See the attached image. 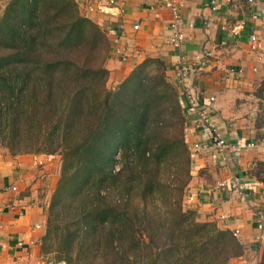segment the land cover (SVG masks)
Wrapping results in <instances>:
<instances>
[{"label":"trees","instance_id":"16d2710c","mask_svg":"<svg viewBox=\"0 0 264 264\" xmlns=\"http://www.w3.org/2000/svg\"><path fill=\"white\" fill-rule=\"evenodd\" d=\"M109 41L76 0H9L0 16V145L59 154L40 251L66 264H228L229 229L183 205L193 161L161 57L107 86ZM254 127L264 136V81ZM259 178L264 161L255 162ZM257 264H264V245Z\"/></svg>","mask_w":264,"mask_h":264},{"label":"crops","instance_id":"0c3cea01","mask_svg":"<svg viewBox=\"0 0 264 264\" xmlns=\"http://www.w3.org/2000/svg\"><path fill=\"white\" fill-rule=\"evenodd\" d=\"M76 1L81 12L97 22L107 36L106 68L116 82L125 78L131 67L144 57H161L166 62V75L180 95L183 109L186 101L182 93L187 91L199 106L209 108L226 140L242 145L240 157L235 162H220L211 147L193 151V145L207 142L208 135L196 127L195 114L185 111V137L193 165L183 205L193 208L199 221L215 222L221 229L239 230L237 238L243 246V254L228 264L237 261L257 264L264 240L260 242L258 253L253 245L258 233L256 214L264 212V177L260 178L261 173L257 177L255 162L264 161V136H257L254 127L258 98L253 92L264 81V0H217L215 11L210 8L209 0H186L178 11L185 37L180 51L170 43L172 13L159 0H120L123 12L117 9L109 12L104 0ZM241 22L240 33L230 34V30ZM224 23L226 31L221 29ZM135 24H138L137 30L133 29ZM109 27L116 29L121 45L137 50L139 56L127 63L120 62L106 32ZM252 33L261 41L259 50L250 48ZM223 40L225 45L221 44ZM260 52L263 60L257 59ZM180 57L190 68L182 81L175 76ZM238 69L242 72L237 73ZM210 97H214L213 102L209 101ZM53 157L12 156L0 150V264L34 262L46 217L40 194L37 195L40 179L32 182L25 174L42 164V159ZM234 175L240 178L245 195L242 199L231 187L230 179ZM221 182L225 184L219 186ZM10 184H17L18 192L6 190ZM9 203L16 204L17 209L9 211L6 207ZM18 210L23 214H17ZM220 215L225 217L220 218Z\"/></svg>","mask_w":264,"mask_h":264},{"label":"built area","instance_id":"2783aa9c","mask_svg":"<svg viewBox=\"0 0 264 264\" xmlns=\"http://www.w3.org/2000/svg\"><path fill=\"white\" fill-rule=\"evenodd\" d=\"M185 1L186 0H159L161 5L170 9L172 13V18L169 22L170 43L172 47L177 51L181 50L182 44L185 41L184 32L182 30V21L178 12L180 6ZM226 1L232 2L233 0H226ZM247 1L253 2L254 0H247ZM104 3H105V7L109 9L108 10L109 12H111L110 10L112 9H117L118 12H123L122 2H120V0H104ZM209 3H210V8L213 11L217 10L218 8L217 0H209ZM254 18H256L255 15ZM242 27H243L242 22L237 24L234 28L230 30V34L238 35L242 30ZM226 28H227L226 23L221 25V29L223 31H226ZM133 29L137 30L138 24H135L133 26ZM106 32L111 37L113 52L118 56L120 62L127 63L135 56H139V52L137 50L134 51L129 50L127 47L120 44V38L115 28L109 27L107 28ZM249 41H250V48L252 50L261 49V41L256 34L252 33L249 36ZM221 44L225 45L226 41L223 40ZM181 58L182 57H180V59L177 62L176 71H175V76L180 81L184 80L188 76V73L190 71L189 66L186 65V63H184ZM257 59L263 60V55L261 52L257 56ZM254 70H256V67L254 68ZM236 72L241 73L242 70L238 69ZM182 96H184L183 99L186 101L184 110L186 112L195 114L194 122L196 127L199 130H201V132L208 135L207 142L203 144L196 143L193 145V151L196 152L199 149L211 147L217 152L220 162L226 163V162L237 161L240 157V151L242 150V145L239 143L233 144L230 143L228 140H226L224 135L218 129L214 116L211 114L209 108L199 106L195 98L192 97V95L189 94L187 91L182 93ZM209 101L213 102L214 97H210ZM230 183H231V187H233L237 191L239 197L241 199L244 198L245 197L244 190L242 188V184L239 176L237 175L232 176V178L230 179ZM224 184L225 182H221L219 183V186H223ZM5 189L10 192H18L17 184H10ZM6 207L9 211H15L17 208L16 204L14 203H9ZM17 214L22 215L23 211L18 210ZM224 217H225L224 215H220V218H224ZM255 228L258 233L253 247H254V251L258 253L260 249V242L264 240V212H260L256 214ZM232 232L233 235L238 237L239 234L238 229H234ZM241 263L242 262H240V264Z\"/></svg>","mask_w":264,"mask_h":264},{"label":"rangeland","instance_id":"374dc122","mask_svg":"<svg viewBox=\"0 0 264 264\" xmlns=\"http://www.w3.org/2000/svg\"><path fill=\"white\" fill-rule=\"evenodd\" d=\"M8 1L9 0H0V16L3 13V10ZM105 66H106V62H105ZM133 66L131 67V69L133 68ZM121 81L116 82V79H114L112 76L109 75L107 79V86L113 89ZM0 150H3L4 152L8 151L1 145H0ZM36 154L43 155L44 158H46V156H54L52 159H42L43 163L38 165L37 168H33V170L35 171H33L32 169H29L27 170L28 172L25 174V177H27L28 180H31V181L33 180L32 182H36L38 179H40L39 185L37 187L39 189L38 190L39 193L37 195L40 194V197H39L40 204L44 207V213H46L47 206L50 202L51 194L53 193V190L59 178L60 169H61V156L59 154H54V155H47V154H41V153H36ZM22 192H25V190ZM31 264H66V263L58 262L54 252H43L42 253L40 251V245L38 241V248H37V251L35 252L34 262H32ZM233 264H240V262L237 261Z\"/></svg>","mask_w":264,"mask_h":264}]
</instances>
